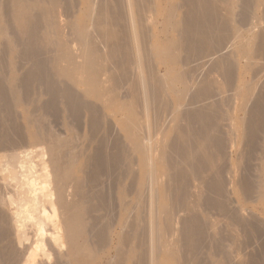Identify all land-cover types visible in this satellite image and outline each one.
<instances>
[{
    "label": "bare ground",
    "instance_id": "1",
    "mask_svg": "<svg viewBox=\"0 0 264 264\" xmlns=\"http://www.w3.org/2000/svg\"><path fill=\"white\" fill-rule=\"evenodd\" d=\"M63 1L65 2V0ZM83 1H85V7L82 5L85 11L83 14L82 21L79 23L76 22L74 19H73L74 21L68 19L67 23H65V25L64 24L62 25L57 20L59 19L57 9L59 8V6H61L60 2L62 3V0H8V2L13 3L12 4L13 6L12 5L10 6L12 7L17 6L10 10L9 7L7 9L8 6L7 4L5 9H7L9 12L8 16L11 17L12 15V19L14 18L16 23L17 24L19 23V26H17V28H19L20 33L24 35L21 38L25 40L24 45L21 44V46L22 45L25 46L22 48L25 49V51L26 50L28 51L27 55L30 52V54L32 53V56L30 54L29 55L32 57V59H35V61L37 60L36 63L34 60H32L35 64L34 66L31 65V67L33 66L34 70L32 71L30 70L31 72L29 71L30 73L29 74L27 73L28 75L24 76L25 79L23 78V81L21 78L19 79H21V81L24 82L27 88L29 85L34 86V84H36L39 80H41V83L43 82V84L47 89L45 91H48L49 94L47 92L46 93L50 95L49 98H52L51 102L52 101L54 102V100H58L59 98L58 99L56 98L59 96L60 98L64 99L65 105H67V107H69L72 111H76L78 110V108H81V106L84 107V105L86 104V102L83 101L84 100L83 97L79 94L80 92L79 93L75 92V89L73 88V87H79L80 90L79 89L78 90L82 92L84 97L95 95L97 98L99 99L101 98L102 103L106 102L111 105H115L117 111L126 114V120L125 123L123 124V127L125 129H128L130 132L127 135L128 141L130 140L129 142L130 146L128 145V147H130L132 153L134 154L136 153L139 156L137 157L138 163L142 167V177L140 174L139 176H137L138 178L136 177L137 178L136 184L138 186L136 190H138V192L136 193L134 198L136 199L135 205H137L138 208L142 207L143 205L141 206L140 203L141 200L144 198L143 200L145 202V206L142 207L141 210L138 208L137 210L138 212L140 211L142 212V210L145 209V211H143V214L144 212H146L145 214L146 216L141 215L144 219L143 218L140 219L141 212L140 213L137 212L139 216L137 215V217L134 218V220L135 219L136 220L133 221L135 222V225L137 224V226L142 227V230L144 232L142 237L145 238H142L140 236L143 240L139 237L140 241L139 242L136 241L137 242L136 245H133L134 241L132 242V244L128 243L129 242L128 241L127 242L129 244L128 245L129 249L127 248L129 250L128 252H132L133 254V250L134 248L136 249V247H139V249L141 248L140 250H144L143 252H145V255L143 252H141V254L143 253V255L146 256L145 257L146 259L144 257L141 258V260L142 259L143 260L141 262L140 261L137 262L140 264L141 263L157 264L158 262L156 263L157 260L156 258H158L160 253L163 252L165 253L166 256L175 260L177 256H179V254L178 255L176 254L178 250H176L177 248L176 249L171 248V245L169 246V243L171 244L174 242L168 243V241L170 240L167 239V236H169V234L174 229L173 215L175 213L173 214L172 211L182 210L183 212L185 210L186 211L188 210L189 211L188 213L191 214V216H189L190 219L187 218L189 219V221L185 220V217H184L185 221L182 219L184 221V222L182 221L183 229L180 230H182L183 233L180 235L179 239L176 240L178 241L177 243L180 242V245L177 244V246L179 245L182 246V248H185V249L181 248L182 250H186V248L187 250L200 248L201 243H199L200 244L199 246L197 241H198V237H202L201 236L203 230L202 228H205V226L204 227L201 226L202 222H200V220L201 221L203 220L198 218L197 215L198 212L197 210L199 208L195 210V207L198 202L197 200L203 198L202 192H200L201 193L200 197L202 198H199L198 191H197V196H196V192L195 194L193 192V194L196 196V197L193 196L194 199L191 198L192 196L190 197V190L188 189V187L189 184L191 183L190 182L191 178L192 179L197 178L198 182L201 183L202 186H204L205 188H208V190L212 189V191L215 190L217 193L220 194L223 193V195L226 194L223 192L225 190L223 188V185L225 183L222 184L223 170H221L222 168L220 169L217 166L218 165L216 164L217 156L215 155L218 154L216 152H220L219 154L223 156L222 153L225 154L224 147L226 141H229L228 137L226 138L222 135H219L222 129L221 127H223L222 122L224 120L225 121L229 120L231 126H233L234 129L236 127V128H240L243 131L244 133L243 138L245 140V144H247L246 146H248L249 153L253 154L252 151L254 150L256 144L259 143L257 139L261 137L259 136V133L261 132L260 130L264 127V82L262 81L263 84L261 83L259 85L261 81L260 80L261 77L258 78L257 76L259 71L261 73V70L263 69L264 66L262 65V61L264 62V0H238V1L236 0L237 2L235 0H81V2ZM3 3L5 5V2ZM69 3L66 5H69ZM4 5L1 7L4 8ZM163 5L166 10L165 13H163L162 15V19L164 21L163 27L166 28V31L163 34V36L159 37L158 35L156 36V34L153 31L150 32V27L148 26V24L150 23L149 18L155 14H158L159 13L158 11H160L159 7L161 8ZM5 9L3 13L5 14V16H7L6 14L8 12L6 10L5 13ZM63 12H64V16L71 17V12H69V9ZM2 16L4 17V15ZM6 19L5 21L7 22V25L11 23V25H9L8 27L9 30L11 29L14 30L13 28H16L13 27V23L15 21L13 20L14 21L13 22L12 19L9 18L11 21L10 22L8 18ZM44 20L45 22L47 21L46 27L43 26L45 28L44 29L40 25L44 32L42 31L43 33L39 34L41 33L39 24L40 23L42 24L41 21ZM16 23L14 24L17 25ZM146 23L148 24L146 25ZM0 26H2V23L0 24ZM4 26L5 25L3 23V27ZM6 26L4 28H7ZM2 28L0 27L1 32L3 31ZM63 28H67V31L65 32ZM38 29L40 30L39 33H38L39 31ZM4 31L6 30L4 29ZM12 33L14 34V31ZM15 34L18 33L15 31ZM68 34L69 36H71V39L68 36H67L68 38H66V35ZM19 35L16 41L23 43L24 42L23 39H21V41L18 40L20 39L21 36ZM8 36L10 37V35ZM2 37L5 36L3 35ZM14 39L16 38L14 37ZM11 41L10 42L12 43V46L15 47V44L13 45L14 41L12 39ZM18 42L16 44H18ZM71 42H73V46L75 43L77 45L76 47L80 50L81 55L78 56V57L81 56L80 58L82 60H80V62L77 61L76 60L77 58L75 59L73 56L74 53L72 52L74 50L72 51L71 48L74 47L71 46ZM11 43L9 44L8 42V45H10L9 49L14 48V47L11 48L12 47ZM41 43H43V45ZM42 46L43 47L48 46L47 49L49 50L51 49L52 51H53L52 48H54V51L55 50L59 51V55L57 54L56 56L53 54L55 56L53 58L54 61L51 64L53 67L52 66L50 67L48 65L50 69L46 68L47 63L44 65L43 61H41L42 58L40 59V56L37 57L38 59H36L35 55H33L37 52H40L38 50H41ZM22 48L20 50H22ZM4 49L2 50V52L5 51ZM20 55H18V57ZM28 56L26 57L27 60H28ZM2 59L3 58H1L0 61H3ZM205 59H207V61L203 62V60ZM29 60L31 61V58ZM32 61L31 63H33ZM241 61L243 63L242 65L244 69L249 70L252 73L250 80H243V78L239 77L238 74L237 75L235 74L236 68L238 67ZM62 62H64V64ZM1 63L3 64L4 61L0 62V69H2ZM5 63L7 64L8 62L5 61ZM156 63L162 64L164 66V69H162L164 70L163 73L159 72V69L156 67L157 65ZM4 68L6 67L4 66ZM51 68L53 69L52 73L50 71ZM49 71L52 75L55 76L53 77L54 80L56 81H53L52 75L49 74L48 76ZM104 74H108V79L106 82L103 81ZM1 75L3 77V74ZM215 75H217V77ZM258 75L261 76L260 74ZM59 78H61L62 80L63 79L69 80L67 82L69 83L71 82L70 85L67 83V86L63 85L62 88H60V86L58 85L60 84V82L58 81ZM34 81L36 82L34 83ZM57 81L58 84L56 83ZM22 82L21 84H23ZM125 84L128 85V88H126L127 89L126 92L123 91L124 93L123 94L121 89ZM25 85L24 86L21 85V87L24 88ZM36 85L40 87L39 82ZM258 85L261 86V88H258ZM18 86H20V84ZM35 87L37 91V89L39 88H37V86ZM4 88L3 91H6L7 88L5 90ZM31 89L34 90V87L33 88L31 87L28 90ZM15 90H16V86H15ZM28 90L25 91L24 88L22 92L25 91L27 93ZM42 91L43 90H41V93H43ZM8 92L9 91L7 90V92H2L0 95V97L2 98V99L0 98V101L3 100V103L6 104L10 103L9 101H12L9 99ZM228 93L229 94L232 93L233 97L238 98L240 100L239 110L243 111L242 113L241 112L240 113L242 115L243 114L246 115V117L244 116L239 117L238 121L235 123L232 122V118L230 116L229 107L231 106V108H233V106L231 105L232 103L229 104L231 101L230 99L231 97H229ZM15 96H17L16 93ZM10 97L12 99L13 96ZM216 97L219 98L218 101ZM173 98L175 100V103L172 100ZM214 98L216 99V101ZM210 99L211 100L213 99L214 102H212ZM184 100H187L185 104L183 102ZM207 100H210V102L208 101L206 105L204 104L205 106H202L203 103H206L204 101ZM48 101L47 103H49ZM10 104L6 105L7 110L9 109L8 106H10ZM4 105L2 104V106ZM53 105L54 104L52 105L50 104L49 106H53ZM190 106L191 108H189ZM85 107L88 106L86 105ZM2 109L3 107L0 108V110ZM91 110L93 113V111H95L96 109L95 110L91 109ZM93 114L96 115L97 113H93ZM150 114L152 115L151 120L148 119ZM98 118H99L98 115L92 118V126L94 129L98 127L101 121L100 118L99 119ZM73 119L75 120V118ZM169 120L170 123L169 122L166 123ZM230 124H228L229 127H231ZM50 128L51 126L49 127V129ZM171 132H172V136H170ZM114 133L116 134V131ZM158 133H161V137L159 138L158 136L159 139L156 137V134ZM112 134H109V136L111 135L112 137L115 135ZM261 134L262 133H260V135ZM49 135L48 137H50ZM17 136H15V138H17ZM41 136L42 135H40V137ZM100 136H102V134ZM96 137L97 136H95V138ZM11 139H13V137H11ZM20 139L18 136V140ZM115 139H116L115 143H117L116 145H120V141L117 140V138ZM98 140L101 141V139ZM103 140H104L103 142H106V139ZM262 140H264V138ZM14 141L15 140H13V142L9 141V145L12 146V143H14ZM40 141H42V139ZM0 142L6 143L4 140ZM2 143L1 145H3ZM58 143L60 144V142ZM16 144L17 143H14L13 146ZM22 144L23 142L21 143V145ZM53 144H54V140H53ZM6 145L4 144L3 146L5 147L2 148H5L6 150L10 149L11 151H9L8 153L5 151L4 154L0 155V174H1L0 180L2 181V184L1 183L0 184L3 185V194L1 193L2 190L0 191V193L2 194V195L0 194L1 196L0 203L4 204L7 207L6 210L8 212L6 213V215H8L7 218L9 220L7 221L10 222V227L13 228L17 245H20L21 246L20 248L23 250L20 259V264H39V262L45 264L42 260H39V258L40 259L42 258L45 261H47L49 264H51V262L49 261L51 259L50 255L52 254L51 253L52 250L55 252L57 251L56 257L59 256V258L57 257V259L55 260L54 264H63V263L70 264L69 261L74 256L90 257L89 255H91L93 252H91L92 251L91 249H90L91 251L89 250L88 238L90 236L86 238L88 234L87 233L88 215L86 216V214L89 213L87 212V210L88 208H90V207L86 208V205L88 204L87 202H89L87 200H91L90 198L92 197L95 198V196L98 198L101 197L99 199H103L104 194L95 191L97 192L95 193L96 195L94 194V192H92L94 196H91L89 198L88 193L85 194V192H83L82 190L83 187H85L88 183L85 182L87 183L86 185L84 183H81L83 180L81 182L80 181L78 182L75 179L76 176H74L75 180L74 179L73 180L76 181L74 183L75 186L74 190L76 189V191H74V193L71 194V198L69 197L70 198L69 200H66L65 198L67 197V195L65 196L64 193L61 191L56 192L57 194L55 192L52 193V189H53V185L54 186L59 185V188L61 189L60 183L66 185L64 181L68 180L69 178L70 179L73 178L72 177L73 175H68L64 171L65 169H67V167H69V164L71 166V162L74 161V160L72 161L70 160L72 159L71 158L72 155H70L71 157L69 158V154H67L68 155L67 158L65 157L66 152L65 155H62V151H61V155L64 156V158H66L65 160L66 162H64L65 165H63L64 163H62V165L61 164L58 165L57 163L59 162V160L60 161L63 160L59 159L58 162H56L57 159L55 160L54 159L55 157L50 156V154L45 156V157L49 156V158L51 157V159L52 157H54L53 164L56 163L59 167V168L58 167L55 168L56 164L54 165V169L51 168L53 166L50 167L51 170L53 171L52 172L50 170L53 176V178L50 179V175H49L50 172H48V170L46 171V169H49L46 166V163L47 165L48 163L50 164V162H48L49 158L47 157L48 159L47 158L45 159L44 157L47 151L46 153L43 154L42 152H37V151L33 152V150L31 151L30 150L32 149L31 147L30 149H26L27 146L26 148L22 147L21 149H16V148L11 149L10 146L9 148H6L8 147V144ZM17 145L16 147H20ZM25 145L27 144H24V146ZM54 147L52 150H54ZM119 147L122 150L124 149V147L121 145ZM2 148L0 152L3 151ZM73 148H71V150ZM101 148L102 147L100 146L98 152L95 151V154L94 152L92 153L94 154L91 156L92 160H90L91 158L89 157V160L92 161L91 166L93 170L91 169L92 171L89 170L90 171L89 172L87 171L86 168L85 172L86 171L87 172L84 173L85 175L88 172L90 173V175L91 173H93L92 175L94 176L95 174L97 173L99 174L101 172L103 174L107 172L106 174H108V172L111 171L110 169H112V167H114L117 164L116 161L118 158L115 159V156L117 157V155H115L116 153L112 155L111 152L109 153L107 150ZM263 148H264V144H263ZM127 150L128 148H126V151ZM69 151L70 150H68V152ZM75 154H79V153L75 152ZM120 155L121 154H119V156ZM76 156L79 159V156L78 155ZM126 156L127 155H125V157ZM247 158L249 159V157ZM51 159L49 160L51 161ZM67 159H69L68 160L69 162L67 161ZM73 159L76 158L73 157ZM37 160L38 161L40 160L39 161L40 164L43 165L41 166L43 167L42 169L39 167L41 170L36 168L37 167L36 165L39 163ZM44 160L47 162H45ZM36 162L38 163L36 164ZM87 163L86 165H88ZM129 164L131 163L129 162ZM129 164L127 163V165ZM247 165L248 163L244 165V167H246ZM80 167L82 168V166ZM83 167L85 168V166ZM87 167H89L88 169H90V165H88ZM249 167L250 166H248V168ZM81 168H79V170ZM209 171L212 173L210 174L211 177L206 178V174H209ZM242 172L243 173H240L239 177L236 175L238 177L237 178L238 180H236L235 182L238 183V186L240 188L239 190L241 194L244 196V199L250 200L251 198H253L254 200L264 202V164L261 166V169L258 171L260 172L259 173L260 176L257 174L256 182L254 181L253 178L249 177L247 172L244 171ZM250 173L251 172H249V174ZM92 175L89 178L92 179L93 177ZM87 178H88V174H87ZM250 178L253 179L254 182H252ZM93 180L97 181L95 177H93ZM66 182L69 183V184L67 183L68 188L72 187L71 185H73V183L69 181ZM82 184L85 186L82 187ZM65 187L67 186H64V188ZM85 188L88 189V187ZM0 189H2V187H0ZM212 191L210 193H215L214 191L213 192ZM54 194H56L57 196L54 197L53 196ZM68 196H70V194ZM210 196L212 195L210 194ZM189 197L191 199H189ZM206 198L209 199L210 197L208 198L206 196ZM188 199L192 200V202L194 203H189L190 201L188 202ZM193 200H196L197 202ZM209 201L207 200L205 203ZM165 202H168V204H166ZM198 203H200V201ZM214 203L215 202L213 201V204L211 205L212 207ZM210 204L207 207H209ZM224 204L223 205L220 204L221 205L220 209H222L221 211H224V213H226ZM216 206L215 209L219 207V205L217 206V208ZM209 209H211V207H209ZM239 211L240 210H238V213ZM110 212L112 213V211ZM232 214L230 216L231 221L234 220L232 219ZM234 215L236 216L235 213ZM235 216L233 218H235ZM200 217L202 216L200 215ZM240 218L241 216L239 217V219ZM239 219H237L236 216L235 223L238 224L239 222L237 220ZM139 220L141 221V223ZM242 220H244V222L248 221V219L246 220L245 218ZM7 221H3V222H7ZM241 221L239 224L242 223ZM203 222L205 224L206 221ZM248 224L249 225L251 224L250 225L252 226L251 229L253 228V225L255 226V228L256 226L260 227L258 225H255L256 224L255 221L253 225L251 222H249ZM121 227H123V225H121ZM211 227L214 228V226ZM255 228L254 231L256 230ZM206 229L209 228L207 227ZM206 229L204 230L206 231ZM246 229L245 231H247ZM251 229H248L247 234ZM193 236L196 237L198 236L197 241L195 238H192ZM203 238L204 236L201 238V241H203L202 240ZM193 239H195V241H193ZM213 240L215 242L218 239L217 240L213 239ZM176 241H175V245H176ZM141 242L143 243L141 244ZM215 246L217 247V245ZM64 248L66 250L63 252ZM182 254L183 253H181V256L179 257L180 259H182L183 263H181L180 259H179L180 261L179 263L178 261L176 262L177 259L175 260V263L189 264L190 261L187 262L185 260L186 257L185 259H183L184 257L182 258L183 256ZM14 255H12L13 256L12 258H14ZM133 255L131 254L128 255V259H132ZM227 255L229 254L227 253ZM138 256L140 258V255H138L137 253L136 257ZM63 258H64V262H62ZM222 261L224 262V260Z\"/></svg>",
    "mask_w": 264,
    "mask_h": 264
},
{
    "label": "rangeland",
    "instance_id": "2",
    "mask_svg": "<svg viewBox=\"0 0 264 264\" xmlns=\"http://www.w3.org/2000/svg\"><path fill=\"white\" fill-rule=\"evenodd\" d=\"M74 1V2H73ZM76 1V2H75ZM236 1V0H235ZM238 1V0H237ZM236 1V2H237ZM3 2H5V5H4V3ZM8 0H1L0 1V19L1 18H3V19H1V21H0V24L2 23V26H0L1 28L3 27V23H4V25L6 26L7 25V22L5 21V19L6 18H8V20L10 21V19H12V15H11V17L10 16H8V14H9V12H8V7H9V9L11 10L12 8H15V7H17V6H15V7H12L13 5V3H11V2H8ZM66 2V3H65ZM65 2L62 0V3L60 2V4H61V6H59V8L57 9L58 10V18L60 19H57L58 20V22H60V24H64L65 25V23H67V21H68V19L69 20H72V21H76V22H81L82 21V18H83V14H84V8H83V6L85 7V1H83V2H81V0H65ZM70 2V3H69ZM10 3V4H9ZM69 3V5H66V4H68ZM7 4H8V6H7ZM4 5V8L3 7H1V6H3ZM10 5H12V6H10ZM83 5V6H82ZM7 6V9H5V7ZM67 6H69V7H67ZM76 7V8H75ZM83 9H82V8ZM73 8V9H72ZM78 8V9H77ZM3 9V10H2ZM4 9H5V13H6V10H7V16H5V14L3 13V11H4ZM69 9V12H71V17L69 18V17H66V16H64V12L63 11H66V10H68ZM74 12H73V11ZM159 10L160 11H158L159 13L158 14H155V15H153V16H151L150 18H149V24L148 23H146V25L148 24V26L150 27V32L151 31H153L155 34H156V36L158 35L159 37H161V36H163V34L165 33V31H166V28H164L163 27V25H164V21H163V19H162V15H163V13H165V7H164V5L160 8L159 7ZM238 10H239V8H238ZM237 10V11H238ZM60 11V12H59ZM82 11V12H81ZM236 11V12H237ZM73 12V13H72ZM62 14V15H61ZM74 14V15H73ZM2 15H4V17L2 16ZM74 17H73V16ZM2 16V17H1ZM6 17V18H5ZM61 17V18H60ZM10 18V19H9ZM74 19V20H73ZM80 19V20H79ZM7 20V19H6ZM15 21V19L13 18L12 19V21ZM13 21V22H14ZM62 21V22H61ZM153 21V22H152ZM11 22V21H10ZM9 22V23H10ZM42 22V24L40 23L39 24V26L41 25L42 27L44 26V27H46V22H45V20L44 21H41ZM155 22V23H154ZM14 23H16V21L14 22ZM13 23V27H16L17 28V26H19V23L17 24V25H15ZM9 25H11V23L9 24ZM9 25H7L6 27L8 28L9 27ZM4 26V27H5ZM41 26H40V30H41V33H39L40 32V30L38 31V33L39 34H42L44 31L42 30V28H41ZM2 28V32L0 31V36L2 35H4L5 37H0V38H2V39H0V43H1V41H2V43L0 44V56H1V58H3L2 60L4 61V65L2 64L1 66H2V69L4 68V66L6 67V68H4L3 70L2 69H0V72H2V73H0V78H1V80H2V82H1V80H0V84H2L3 82L4 83H6V84H2V85H0V86H2L3 88H4V90L6 89V91H3V88L2 87H0V90H2V91H0V95H1V93L2 92H7V90L9 91L8 92V96H9V99L10 100H12V101H9L10 103H3V100L2 101H0V104L2 103L4 106H2V104L0 105V108L1 107H3V109L2 110H0V141H5L6 143H2V142H0V147L2 148V147H5V146H3L4 144L6 145V144H8V147H6V148H9V146L11 147V149L13 148H16V149H21L22 147H25L26 148V146H27V148L26 149H30V147L32 148V149H30L31 151L33 150V152L34 151H37V152H42L43 154L44 153H46V151H47V153L44 155V157L46 156V155H49L50 154V156H54V157H52V159H51V157L49 158V156H47L49 159H51V161H52V163H51V161L47 158V157H45V159L47 158L48 159V162H50V164L48 163V165H47V163H46V166H47V168H49V169H46V171L48 170V172H50L51 173V168H53L54 169V165L56 164L55 162V164H53V158L56 160V162H58V160L59 159H61V160H63V161H60L59 160V162L57 163L58 165H62V163H64V162H66L65 160H66V158H64V156H62V155H65V152H66V155L67 154H69V158L71 157L70 155H72V159H70L71 161L72 160H74V161H70L71 162V166H70V164H69V167H67V169H65L64 171H65V173L66 174H68V175H73L72 177V179H68V180H65L64 182L66 183V185L65 184H61L60 183V187H61V189L59 188V185L58 186H54L53 185V189H52V193H56V192H59V191H61V192H63L64 193V195L66 196L67 195V197L65 198V196H64V198L66 199V200H69L70 198H71V194L72 193H74V191H76V189L74 190V188H75V186H74V183L76 182V181H82L81 183H84L85 185H83L82 184V187L83 186H85V187H88V189H86L85 187H83V192H85V194L86 193H88V196H89V198L91 197V196H94L93 195V193L92 192H94V194L95 193H97V192H99V193H103L104 195H103V199H99V198H101V197H96L95 196V198L94 197H92V198H90L91 200H87V201H89V202H87L88 204L86 205V208L87 207H90V208H88V210H87V212H89V213H87L86 214V216L88 217V223H87V225H88V234H87V236H86V238H88V236H90L89 238H88V240H89V242H88V244H89V250L91 251V252H93L91 255H89L90 257H88V256H74L73 258H71V260L69 261V263L70 264H140V263H137V262H141L142 260H141V258H145L146 256H144L145 255V252H143L144 250H140L139 249V247H136V249L134 248V250H133V254L135 255V257H134V255L132 254V252H128L129 250V244L128 243H130V244H132V242H133V245H136V241H140L139 239L142 237V235H143V230H142V227L141 226H137V224L135 225V222H133V221H135L134 220V218H136L137 217V215L139 216V214H137V212H138V210H137V208H138V206L137 205H135V203H136V199H134L135 198V195H136V193L138 192V190H136L137 189V176H139V174L141 175V177H142V167H141V165H139V163H138V158L137 157H139L136 153L134 154V153H132L131 152V150H130V147H128V145L130 144L129 142H130V140L128 141V133H130L129 132V130L128 129H125L124 127H123V124L125 123V120H126V114H124V113H122V112H119V111H117L116 110V106L115 105H111V104H109V103H106L105 101H103V102H105V103H102L101 102V98L99 99V98H97L95 95H91V96H85L84 97V95L82 94V92L81 91H79L80 90V88L79 87H73L74 89H75V92H80L79 94L83 97V101L84 102H86V104L84 105V107L83 106H81V108H78V110H76V111H72L69 107H67V105H65V101H64V99L63 98H60L59 96L56 98V99H58V100H54V102L52 103L51 102V100H52V98H49L50 97V95H48L49 93H48V91H45V90H47L46 89V87H45V85L43 84V82L41 83V80H39V79H37V80H39L38 82H39V86L40 87H38V85H36V84H34L36 81H34V86L32 85V86H28V88H27V86L24 84V82H22L23 81V78H24V76L26 75H28L32 70H34V68H33V66H34V64L37 62V60L35 61V59H32V53L30 54V52L28 53V55L30 56H28L27 55V50L25 51V49H23L22 47H25V46H23L24 45V43H25V40L23 39V38H21L22 36H24L23 34H21L20 33V31H19V28H13L14 30H12L11 28V30H9V28H8V31H7V28ZM12 27V26H11ZM43 27V28H44ZM65 27V26H64ZM4 29L6 30V31H4ZM45 29V28H44ZM64 29V31L66 32L67 31V28H63ZM18 30V31H17ZM14 31V34H15V31L18 33V34H15V36H14V34L12 33ZM43 31V32H42ZM162 31H164V32H162ZM4 32V33H3ZM7 32V33H6ZM11 32V33H10ZM19 33H20V35H19ZM13 34V35H12ZM67 34V33H66ZM8 35H10V37L8 36ZM18 35L20 36V39H18L19 41H21V39H23V43H21V42H18V41H16L17 40V38H18ZM17 36V37H16ZM71 39V36H69V34L68 35H66V38H68V37ZM13 37V38H12ZM14 37L16 38V39H14ZM14 41L13 42V45L15 44V47L14 46H12V41H11V39ZM10 39V40H9ZM70 39H69V41H70ZM4 40V41H3ZM27 40H29V39H27ZM11 41V42H10ZM15 41H16V43L18 42V44H16L15 43ZM8 42H9V44L11 43V48H13V49H9L10 47V45H8ZM27 42H29V41H27ZM26 42V43H27ZM20 43V44H19ZM5 44V45H4ZM21 44H23L22 46H21ZM42 45H43V43H41ZM5 47L6 45V47H5V49H4V47ZM18 45H20V46H18ZM41 46V45H40ZM71 46L72 47H74V48H71L72 49V53H74L73 54V56H74V58L77 60V61H79L80 62V60H82L80 57H78L79 55H81L80 54V50L76 47L77 45L74 43V46H73V42H71ZM22 48V50H20ZM44 48V49H43ZM48 48V46H45V47H43L42 46V48H41V50H38V51H40V52H37V53H35V54H33V55H35V58L36 59H38L37 57H39L40 56V59L42 58V60L41 61H43V63H44V65L46 64V68H49L50 69V67L52 66L51 64L53 63V61H54V55H56L57 56V54L59 55V51H57V50H55L54 51V48H52V46H51V48L53 49V51L51 50H49V49H47ZM50 48V47H49ZM75 48H77V49H75ZM5 50L4 52H2V50ZM7 50H9V51H7ZM7 51V52H6ZM21 51V52H20ZM57 51V52H56ZM79 51V52H78ZM24 52V53H23ZM26 52V53H25ZM44 52V53H43ZM48 52H50V53H48ZM77 52H78V54H77ZM22 53V54H21ZM40 53V54H39ZM56 53V54H55ZM6 54V55H5ZM22 56H21V55ZM25 56H24V55ZM36 54H37V56H36ZM44 54V55H43ZM54 54V55H53ZM18 55H20L19 57H18ZM43 55V56H42ZM7 56V57H6ZM28 56V60L26 59V57ZM5 57V58H4ZM25 57V58H24ZM1 58H0V60H1ZM8 58V59H7ZM19 58H21V59H19ZM24 58V59H23ZM31 58V61L32 60H34L35 61V63L33 62V63H31V61L29 60ZM34 58V57H33ZM51 58V59H50ZM26 59V60H25ZM157 59H159V58H157ZM7 60H9V61H7ZM48 60H49V62H48ZM3 61H0V62H3ZM5 61L6 62H8L7 64L5 63ZM23 61V62H22ZM30 61V62H29ZM40 61V60H39ZM38 61V62H39ZM45 61V62H44ZM206 62L207 61V59H205V60H203V62ZM15 63V64H14ZM49 63V64H48ZM63 64H64V62H62ZM264 62L262 61V65H264L263 64ZM8 65V66H6V65ZM23 64V65H22ZM157 64V65H156ZM155 65H156V67L159 69V72H164V70H162V69H164V66L162 65V64H158V63H156ZM243 63H242V61L240 62V64L238 65V67L236 68V71H235V74L237 75L238 74V76L239 77H241V78H243V80H250V78H251V71H249V70H245L244 69V67H243V65H242ZM12 65V66H11ZM19 65V66H18ZM21 65V66H20ZM31 65H33L32 67H31ZM50 67H49V66ZM162 66H163V68H162ZM12 67V68H11ZM15 67V68H14ZM18 67H19V69H18ZM21 67V68H20ZM32 69H31V68ZM53 67V66H52ZM8 69V70H7ZM15 69V70H14ZM2 70V71H1ZM31 70V71H30ZM46 70V69H45ZM6 73H5V72ZM30 71V72H29ZM51 73L53 72V69L51 68ZM50 71H49V73H48V76H49V74L50 75H52L51 73H50ZM46 72H48V71H46ZM264 66H263V69L261 70V73H260V71H259V73L258 74H260L261 76H259L258 74H257V76H258V78H260V83H259V85L262 83V81L264 82ZM8 73V74H7ZM26 73V74H25ZM28 73V74H27ZM263 73V74H262ZM1 74H3V77H2V75ZM4 74H7V75H4ZM109 74V73H108ZM108 74H104V77H103V81L104 82H106L107 81V79H108ZM54 75H52V77H53ZM216 77H217V75H215ZM55 77V76H54ZM54 77H53V81H56V80H54ZM213 77H214V75H213ZM19 78H21L22 79V81H21V79H19ZM219 78V77H218ZM4 79V80H3ZM19 79V80H18ZM25 79V78H24ZM56 79V78H55ZM220 79V78H219ZM259 80V79H258ZM58 81L60 82V84H58ZM58 81L56 82L59 86H60V88H62V86L63 85H65V86H67V83L70 85V83L69 82H67V81H69V80H67V79H61V78H59L58 79ZM21 82L23 83V84H21ZM14 85H13V84ZM20 84V86H18ZM108 84V83H107ZM263 84V83H262ZM21 85L22 86H24L25 85V91H27L28 89H30L31 87L33 88L34 87V90L33 89H31V90H28V92L26 93L25 91H23L22 92V90H24V88H22L21 87ZM258 85V88H261V86H259ZM15 86H16V90H15ZM35 86H37V88H39V89H37V91H36V87ZM72 86V85H71ZM12 87V88H11ZM30 87V88H29ZM42 87V88H41ZM2 88V89H1ZM11 88V89H10ZM45 88V89H44ZM124 88V89H123ZM126 88H128V85H124L123 87H122V89H121V91H122V93H123V91H127V89ZM79 89V90H78ZM13 90V91H12ZM41 90H43L42 92L43 93H41ZM78 90V91H77ZM258 90V89H257ZM11 91V92H10ZM29 91H31V92H29ZM35 91V92H34ZM40 91V92H39ZM12 92H14V93H12ZM32 92H33V94H32ZM37 92V93H36ZM48 94H47V93ZM15 93H16V95L17 96H15ZM23 93H26V94H23ZM29 93H30V95H29ZM10 94V95H9ZM28 94V95H27ZM124 94V93H123ZM229 94V93H228ZM19 95V96H18ZM23 95H24V97H23ZM27 95V96H26ZM10 96H13L12 97V99H11V97ZM31 96V97H30ZM229 97H231L230 99H231V101H230V103L229 104H231L232 106H233V108H231V106L229 107V109H230V116H231V118H232V122L233 123H235V122H237L238 121V118L239 117H242V116H244V117H246V115L245 114H241L243 111H240L239 110V106H240V100L238 99V98H235V97H233V95H232V93L231 94H229ZM1 98V97H0ZM24 98V99H23ZM217 98V97H216ZM2 99V98H1ZM17 99V100H16ZM48 99H49V101H48ZM215 99V98H214ZM218 99L219 98H217V101H218ZM235 99V100H234ZM16 100V101H15ZM24 102H23V101ZM60 100V101H59ZM173 100V102L175 103V100H174V98L172 99ZM211 100V99H210ZM210 100H207V101H204V102H206V103H203V105L202 106H205L206 104H207V102L209 101L210 102ZM18 101V102H17ZM47 101L52 105V104H54L53 106H49L50 104L49 103H47ZM55 101H58V102H55ZM186 101L187 100H184L183 102H184V104L186 103ZM212 102H214V100L212 99L211 100ZM215 101H216V99H215ZM88 102V103H87ZM13 103H14V105H13ZM62 103V104H61ZM94 103V104H93ZM201 103V104H202ZM234 103V104H233ZM10 104V106L11 105H13V106H8V110H7V107H6V105H9ZM45 104V105H44ZM46 104H47V106H46ZM89 104H90V106H89ZM205 104V105H204ZM209 104V103H208ZM88 106V107H85V106ZM92 105V106H91ZM110 105V106H109ZM46 106V107H45ZM58 106V107H57ZM94 106H96V107H94ZM99 106V107H98ZM42 107V108H41ZM45 107V108H44ZM50 107V108H49ZM91 107H94V108H91ZM227 107V108H228ZM5 108V109H4ZM89 108V109H88ZM99 110H98V109ZM189 108H191V106L189 107ZM14 109V110H13ZM44 109V110H43ZM51 110V112H50V110ZM67 109V110H66ZM82 109V110H81ZM84 109V110H83ZM91 109H93V110H95V111H93V113H97L96 115H98L99 116V118H100V120L101 121H103V122H101L100 121V123H99V125H98V127H96L95 129L93 128V126H92V118L95 116L96 117V115H94L93 113H92V110ZM12 110V111H11ZM88 110H91V111H88ZM102 110V111H101ZM53 111H54V113H53ZM56 111H57V113H56ZM79 111V112H78ZM98 111V112H97ZM71 112V113H70ZM90 112V113H89ZM101 112V113H100ZM241 112V113H240ZM34 113V114H33ZM75 113V114H74ZM77 113H78V115H77ZM10 114V115H9ZM81 114V115H80ZM73 115V116H72ZM4 116H5V118H4ZM54 116V117H53ZM79 116V117H78ZM152 115L150 114V116H149V120H151V117ZM110 117V118H109ZM73 118H75V120L73 119ZM91 118V119H90ZM98 118V119H99ZM6 121H5V120ZM27 119V120H26ZM31 119V120H30ZM33 119V120H32ZM51 119V120H50ZM110 119V120H109ZM9 120V121H8ZM17 120V121H16ZM57 120V121H56ZM78 120V121H77ZM6 122V123H5ZM28 122V123H27ZM38 122H39V124H38ZM41 122V123H40ZM170 123V120L169 121H167L166 123ZM8 124V125H7ZM18 124V125H17ZM110 124V125H109ZM222 126L223 127H221L222 129H221V132L223 133H219V135H222V136H224V137H228L229 139V141H226V144H225V149H224V151H225V154L224 153H222L223 154V156H221V154H219L220 152H216V153H218V154H215L216 156H217V161H216V164H218L217 166L221 169V170H223V173H222V184H224L223 185V188L225 189L223 192L224 193H226V194H224L223 195V193L222 194H220V193H217L215 190H213L215 193H210L211 191H212V189H209V190H211V191H209L208 190V188H205L204 186H202V184L201 183H199L198 182V179L196 178H194V179H192L191 178V183L189 184V187H188V189L190 190V197L192 198V199H194V197L193 196H195L194 194H195V192H196V196H197V191H198V195H199V198H202V199H200V200H197L196 198V200L199 202L200 201V203H198L196 200H193V201H196L197 202V205H196V207H195V210H197V208H199L197 211L200 213H198L197 212V215H198V218H200V219H202L203 221H206L205 222V224H204V222L203 221H201L200 220V222H202V225L201 226H205V228H202L203 230H202V237L204 236V238L202 239L203 241H201V238L202 237H198V241H197V237L196 236H193L192 238H195L196 239V241H197V243H198V245L200 246V244L199 243H201V246H200V248H197V249H193V250H187V248H186V250H182V249H185V248H182V246H179L180 245V242L179 243H177L178 241H176L177 239H179V237H180V235L183 233V231L182 230H180V229H183V223H182V221L184 220V217H185V220H188L189 221V219H190V217L189 216H191V214L190 213H188L189 211L187 210H185V211H183L182 212V210L181 211H176V210H174V211H172L173 212V231L169 234V236H167V239L168 240H170V241H168V243L169 242H174V243H169V246L171 245V248H174V249H176V250H178V252L176 253L177 255L179 254V256H181V253H183L182 255V258L183 259H185V257H186V261L187 262H189V264L190 263H192V264H264V202L262 201V202H260V201H257V200H254L253 198H251L250 200L248 199V200H245L244 199V196L241 194V192H240V188H239V186H238V183H236L235 181L236 180H238L237 178L240 176V173H243L242 171H244V172H247V174L249 175V177H251V178H253L254 179V181L256 182V177H257V174L259 175V173L260 172H258L260 169H261V166L264 164V148H263V144H264V140H262L263 138H264V127L260 130V131H258V132H260V133H262L263 134V136H262V134L260 135V133H259V136H261V137H263V138H261V137H259L257 140H258V144H256V146H255V148H254V150L252 151V153L253 154H251V153H249L248 152V146H246L247 144H245V140H244V133H243V131L240 129V128H236L235 127V129L233 128V126H231V124H230V121L229 120H227V121H223L222 122ZM228 124H230V126L231 127H229V125ZM2 125V126H1ZM38 125V126H37ZM42 125V126H41ZM16 126H18V127H16ZM51 126V128L49 129V127ZM79 126V127H78ZM101 126V127H100ZM103 126V127H102ZM109 126V127H108ZM112 126V127H111ZM236 126V125H235ZM40 127V128H39ZM92 127V128H91ZM106 127V128H105ZM108 127V128H107ZM91 128V129H90ZM112 129V130H111ZM4 130V131H3ZM113 130H115L116 131V134L114 133L115 131H113ZM262 130H263V132H262ZM9 131V132H8ZM20 131V132H19ZM37 131V132H36ZM50 131V132H49ZM108 131V132H107ZM112 131V132H111ZM6 132V133H5ZM19 132V133H18ZM43 132V133H42ZM118 132V133H117ZM5 133V134H4ZM38 133V134H37ZM113 133V134H112ZM214 133V132H213ZM217 133V132H216ZM215 133V134H216ZM20 134V135H19ZM42 135V136H44L45 137V140H44V137H40V135ZM45 134V135H44ZM50 134V135H49ZM102 134V136H100ZM105 134V135H104ZM109 134H112V135H114V136H112L111 137V135L109 136ZM226 134V135H225ZM9 136V137H7V136ZM19 136V139L20 140H18V136ZM48 135L50 136V137H48ZM15 136H17V138H15ZM23 136V137H22ZM42 139V141H40L41 139L39 138V137ZM95 136H97L96 138H95ZM158 136H159V138L161 137V133H158V134H156V137L158 138ZM170 136H172V132L170 133ZM5 137V138H4ZM11 137H13V139H11ZM47 137V138H46ZM101 137V138H100ZM10 138V139H9ZM24 138H26V139H24ZM37 138H38V140H37ZM52 138V139H51ZM72 138V139H71ZM101 139V141L100 140H98V139ZM115 138H117V140H119L120 141V145L121 146H123L124 147V149L122 150L119 146L120 145H116L117 143H115L116 141V139ZM119 138V139H118ZM121 138V139H120ZM156 138V139H157ZM158 138V139H159ZM5 139H7V140H5ZM9 139V140H8ZM24 139V140H23ZM49 141H47V140ZM58 139V140H57ZM103 139H106V142H103L104 140ZM191 139H193V138H191ZM190 139V140H191ZM13 140H15L14 141V143H17V144H19V145H17V146H20V147H16V145H14L13 146V144L14 143H12L13 142ZM53 140H54V144H53ZM227 140V139H226ZM9 141H12L11 143H12V146L11 145H9ZM71 141H73V142H71ZM23 142V144L21 145V143ZM27 142V143H26ZM43 142V143H42ZM52 142V143H51ZM58 142H60V144L58 143ZM65 142V143H64ZM67 142V143H66ZM101 142V143H100ZM109 144H108V143ZM113 142V143H112ZM126 142V143H125ZM128 142V143H127ZM1 143L3 144V145H1ZM38 143V144H37ZM41 143V144H40ZM62 143V144H61ZM106 143V144H105ZM230 143V144H229ZM262 145H261V144ZM24 144H27V145H25L24 146ZM32 146H31V145ZM44 144V145H43ZM58 144V145H57ZM77 144V145H76ZM99 144V145H98ZM112 144V145H111ZM260 144V145H259ZM34 145V146H33ZM37 145V146H36ZM53 145V146H52ZM56 145V146H55ZM63 145V146H62ZM109 145V146H108ZM111 145V146H110ZM127 147H126V146ZM7 146V145H6ZM46 146V147H45ZM50 146V147H49ZM57 148H55V147ZM68 146V147H67ZM72 146V147H71ZM78 146V147H77ZM100 146L102 147L101 149H104V150H107L109 153L111 152L112 153V155H114L115 153V155H117V157L115 156V159H117V161H116V165L114 166V167H112V169H110L109 171L110 172H108V174H106V173H97V174H95V176L94 175H92L93 173H91V175L93 176V177H95V179H97V181L95 182L94 180H93V177H92V179L91 178H89L91 175H90V171H92L93 170V168H92V166H91V163H92V161H90V160H92V155H94L95 154V151H97L98 152V149L100 148ZM115 146V147H114ZM130 146V145H129ZM53 147H54V150H52L53 149ZM70 147V148H69ZM74 147V148H73ZM99 147V148H98ZM110 147V148H109ZM118 147H119V149H118ZM1 148H0V150H1ZM46 148V149H45ZM49 148H51V149H49ZM71 148H73L72 150H74V151H72L71 150ZM80 148V149H79ZM98 148V149H97ZM108 148V149H107ZM126 148H128V150H129V152H128V150L126 151ZM3 149V151H1L0 152V155H2V154H4L5 153V151L8 153L9 151H11L10 149H5V148H2ZM49 149V150H48ZM66 149V150H65ZM110 149V150H109ZM113 149V150H112ZM121 149V150H120ZM45 150V151H44ZM68 150H70L69 152H68ZM79 150V151H78ZM120 150V151H119ZM61 151H62V155H61ZM71 151H72V153H71ZM124 151V152H123ZM217 151V150H216ZM223 151V152H224ZM68 152V153H67ZM75 152L76 153H79V154H75ZM94 152V154H92ZM127 152V153H126ZM52 153V154H51ZM59 153V154H58ZM64 153V154H63ZM82 153V154H81ZM74 154H75V156H74ZM81 154V155H80ZM119 154H121L120 156H119ZM228 154H229V156H228ZM247 154V155H246ZM250 154V155H249ZM55 155H57V156H55ZM65 155V157H67L68 158V155L66 156ZM76 155H78L79 156V159L77 158V156ZM123 155V156H122ZM125 155H127L126 157H125ZM218 155H220V156H218ZM132 156V157H131ZM136 156V157H135ZM57 157V158H56ZM61 157V158H60ZM73 157H75L76 159H73ZM89 157L91 158L90 160H89ZM125 157V158H124ZM220 157H222V158H220ZM224 157V158H223ZM247 157H249V159L247 158ZM219 158V159H218ZM240 158V159H239ZM77 159H78V161H77ZM136 159V160H135ZM248 159V160H247ZM69 159H67V161H68ZM87 160H89V161H87ZM131 160V161H130ZM219 160V161H218ZM258 160V161H257ZM38 161V160H37ZM40 161V160H39ZM38 161V162H39ZM45 161V160H44ZM76 161V162H75ZM118 161H119V163H118ZM229 161V162H228ZM248 161V162H247ZM253 161H255V162H253ZM262 161V162H261ZM38 162H36V164L38 163ZM45 162H47V161H45ZM69 162V161H68ZM88 162V163H87ZM89 162H90V164H89ZM126 162V163H125ZM129 162L131 163V164H129ZM136 162V163H135ZM219 162V163H218ZM243 162V163H242ZM42 163V162H41ZM74 163V164H73ZM86 163L88 164V165H90V169H88L89 167H87L88 165H86ZM124 163V164H123ZM127 163L129 164V165H127ZM244 163H248V165L246 166V167H244V165H246V164H244ZM252 163V164H251ZM35 164V165H36ZM55 165V168L56 167H58V165ZM215 164V165H216ZM63 165H65V163L63 164ZM158 165V164H157ZM236 165H237V167H236ZM241 167H240V166ZM37 166V167H36ZM35 167L37 168V169H39V170H41L43 167H41V166H43V165H41L40 164V162L36 165ZM51 166H53V167H51ZM80 166H82V168L80 167ZM83 166H85V168L83 167ZM117 166V167H116ZM122 166V167H121ZM129 166V167H128ZM242 166H243V169H242ZM248 166H250L249 168H248ZM41 169H40V168ZM51 167V168H50ZM62 167V166H61ZM71 167V168H70ZM133 167V168H132ZM239 167H240V169H239ZM259 167H260V169H259ZM59 168V167H58ZM79 168H81L80 170H79ZM86 168H87V171H89L87 174H88V178H87V174L85 175L84 173H86L85 172V170H86ZM124 168H126V169H124ZM227 168V169H226ZM83 169H84V171H83ZM92 169V170H91ZM130 169V170H129ZM246 169H248V170H246ZM51 170V171H50ZM132 171V172H131ZM230 171V172H229ZM53 172V171H52ZM225 172V173H224ZM228 172V173H227ZM249 172H251L250 174H249ZM49 173V175H50V179L51 178H53V176H52V173L50 174ZM131 173V174H130ZM116 174V175H115ZM210 174H212L210 171H209V174H206V178H209V177H211L210 176ZM123 175V176H122ZM229 175V176H228ZM238 177H237V176ZM0 176H1V174H0ZM74 176H76V178L74 177ZM86 176V177H85ZM103 176V177H102ZM119 176V177H118ZM135 176V177H134ZM260 176V175H259ZM259 176H258V178H259ZM137 177V178H136ZM224 177V178H223ZM76 179V181H74L75 179ZM86 178V179H85ZM111 178V179H110ZM226 178V179H225ZM229 178V179H228ZM250 178V179H251ZM258 178H257V180H258ZM1 179V178H0ZM43 179V178H42ZM74 179V180H73ZM78 179V180H77ZM90 179V180H89ZM253 179H251L252 180V182H254L253 181ZM88 180H89V182H88ZM106 180V181H105ZM113 180V181H112ZM1 181V180H0ZM66 181H69V182H71V183H73V185H71V183H70V185L72 186V187H69L68 188V182H66ZM74 181V182H73ZM91 181H94V182H91ZM230 181V182H229ZM85 182H87V183H85ZM101 182H103V183H101ZM123 182V183H122ZM232 182V183H231ZM1 184H2V181L0 182ZM68 183V184H67ZM91 183H93V184H90ZM105 183V184H104ZM110 183H112V184H110ZM0 184V185H1ZM126 184V185H125ZM229 186H228V185ZM46 185V184H45ZM57 185V184H56ZM89 185V186H88ZM94 185V186H93ZM191 185V186H190ZM64 186H67V187H65L64 188ZM74 186V187H73ZM112 186V187H111ZM133 186V187H132ZM136 186V187H135ZM203 188H202V187ZM0 187H2V189H0V191H1V193L3 194V185H1ZM90 187V188H89ZM105 187V188H104ZM117 187V188H116ZM132 187V188H131ZM195 187V188H194ZM198 187V188H197ZM225 187H227V188H225ZM64 188V189H63ZM99 188V189H98ZM131 188V189H130ZM59 189V190H58ZM63 189V190H62ZM68 189V190H67ZM115 191H114V190ZM130 189V190H129ZM192 189V190H191ZM194 189V190H193ZM200 189H202V190H199ZM204 189V190H203ZM73 190V191H72ZM87 190H89V191H87ZM107 190V191H106ZM160 190H161V188H160ZM206 190H208V191H206ZM65 191H67V192H65ZM69 191H71V192H69ZM81 191V190H80ZM95 191H97V192H95ZM101 191V192H100ZM103 191V192H102ZM212 191V192H213ZM192 192V193H191ZM193 192H194V194H193ZM200 192H202V197H200L201 196V193ZM209 192V193H208ZM0 193V194H1ZM65 193H67V194H65ZM91 193V194H90ZM131 193V194H130ZM1 194V195H2ZM57 194V193H56ZM56 194H54L53 196L54 197H56L57 195ZM70 194V196H68ZM113 194V195H112ZM145 194V193H144ZM192 194V195H191ZM210 194L212 195V196H210ZM96 195V194H95ZM108 195V196H107ZM189 195V194H188ZM195 196V197H196ZM204 196H205V199H207L206 198V196L209 198V199H207L209 202H207V203H205L207 200H205L204 199ZM1 197V196H0ZM70 197V198H69ZM189 197V199H191ZM113 198V199H112ZM122 200H121V199ZM188 198V197H187ZM220 198V199H219ZM108 199V200H107ZM116 199V200H115ZM127 199V200H126ZM144 199V198H143ZM141 200V206L142 207H144L145 206V202H144V200ZM188 199V202L189 203H194V202H192V200H189ZM203 199H204V201H203ZM101 200H103V201H101ZM131 200V201H130ZM203 202H202V201ZM232 200V201H231ZM121 201V202H120ZM129 201V202H128ZM212 201V202H211ZM213 201L215 202L214 203V205L216 206V204H217V206L219 205V207L217 208V206H216V208L218 209H215V206L213 205V207L211 206L212 204H213ZM223 203H222V202ZM225 201V202H224ZM106 202V203H105ZM114 202H115V204H114ZM131 202H132V204H131ZM202 202V203H201ZM217 202V203H216ZM220 202V203H219ZM166 204H168V202H165ZM204 203H205V205H204ZM225 203V204H224ZM119 204V205H118ZM125 204V205H124ZM127 204V205H126ZM207 204V205H206ZM210 204V206L209 207H211V209H209V207H207L208 205ZM225 205V212L228 214H226V213H224V211H221L222 209H220L221 207V205ZM231 204V205H230ZM135 205V206H134ZM203 205V206H202ZM237 205V206H236ZM111 206V207H110ZM113 206V207H112ZM205 206V207H204ZM227 206V207H226ZM239 206V207H238ZM241 206V207H240ZM242 206H245V207H242ZM131 207H132V209H131ZM139 207H140V205H139ZM142 207H140V208H138V209H142ZM202 207V208H201ZM108 208V209H107ZM228 208V209H227ZM234 208V209H233ZM240 208V209H239ZM242 208V209H241ZM0 215H2V216H0V221L1 220H3V221H7L8 220V218H7V216L8 215H6V213L8 212L6 209H7V207L4 205V204H2V203H0ZM124 209V210H123ZM209 209V210H208ZM236 209V210H235ZM3 210V211H2ZM114 210V211H113ZM217 210V211H216ZM229 210V211H228ZM230 210H232V211H230ZM238 210H240L239 211V213H241V214H239L238 213ZM245 210V211H244ZM110 211H112V213L110 212ZM143 211H145V209L144 210H142V212H141V214H140V216L142 215V216H146L145 214H146V212H144V214H143ZM237 211V212H236ZM249 211V212H248ZM3 212V213H2ZM5 212V213H4ZM94 212V213H93ZM128 212V213H127ZM140 212H138V213H140ZM180 212H182V213H180ZM230 212V213H229ZM236 214V216H237V219H239V217L241 216V218L242 219H248V221H246V222H244V220H242L241 218V220L239 219V220H237L239 223H240V221L242 222L241 224H237V223H235L236 222V216L234 215V213ZM2 213V214H1ZM109 213V214H108ZM206 213V214H205ZM233 213V214H232ZM240 215H238V214ZM244 213V214H243ZM135 214H136V216H135ZM231 214H232V219H234L233 221H231L230 219H231ZM252 214V215H251ZM5 215V216H4ZM181 215V216H180ZM200 215L203 217H200ZM224 215V216H223ZM226 215V216H225ZM235 216V218H233L234 216ZM134 216V217H133ZM140 217V219L141 218H143V217ZM239 216V217H238ZM3 219H2V218ZM6 217V218H5ZM86 217V218H87ZM130 217V218H129ZM210 217V218H209ZM229 217V218H228ZM244 217V218H243ZM102 218V219H101ZM187 218H189V219H187ZM260 218V219H259ZM144 219V218H143ZM175 219V220H174ZM183 219V220H182ZM205 219V220H204ZM251 219V220H250ZM177 220V221H176ZM184 220V221H185ZM3 221H1L0 222V264H10V262H11V264H13V262H14V264H17L18 262V264H20V259H21V256H22V253H23V250L20 248L21 246L20 245H17V241H16V239H15V236H14V232H13V228H11L10 227V222H3ZM140 221V220H139ZM181 221V222H180ZM183 221V222H184ZM209 221V222H208ZM211 221V222H210ZM215 223H214V222ZM254 221L256 222V224L255 225H258V226H260V227H257L256 226V228H255V226L253 225V223H254ZM3 222V223H2ZM90 222V223H89ZM92 222V223H91ZM134 224H133V223ZM244 222V223H243ZM249 222H251L252 223V225H253V228L251 229V227L252 226H250L248 223ZM2 223V224H1ZM140 223H141V221H140ZM180 223H182V224H180ZM206 223H208V224H206ZM248 225H247V224ZM90 224V225H89ZM204 224V225H203ZM213 224H215V225H213ZM244 224H246V225H244ZM3 225V226H2ZM121 225H123V227H121ZM182 225V226H181ZM240 225V226H239ZM246 227V228H248V229H251V230H253L254 231V228L257 230H255L254 232L253 231H249V232H251V233H249L248 232V234H247V231H248V229H246L244 226ZM193 226V225H192ZM211 226H214V228L213 227H211ZM241 226H242V228H241ZM96 227V228H95ZM209 228V229H206V228ZM218 227V228H217ZM141 228V229H140ZM243 228H244V230H243ZM258 228H260V229H258ZM262 228V229H261ZM2 229H4V230H2ZM11 229V230H10ZM91 229V230H90ZM104 229V230H103ZM124 229V230H123ZM136 229V230H135ZM204 229H206V231L204 230ZM210 229H212V230H210ZM245 229L247 230V231H245ZM97 230V231H96ZM109 230V231H108ZM132 230H133V232H132ZM209 230V231H208ZM261 230V231H260ZM131 231V232H130ZM137 231V232H136ZM180 231H181V233H180ZM206 232V233H204V232ZM12 232V233H11ZM94 232V233H93ZM142 232V233H141ZM208 232V233H207ZM246 232V233H245ZM258 232V233H257ZM5 233V234H4ZM100 233V234H99ZM140 233V234H139ZM211 233V234H210ZM260 233V234H259ZM3 234V235H2ZM135 234V235H134ZM208 234V235H207ZM246 234V235H245ZM250 234V235H249ZM211 235V236H210ZM261 235V236H260ZM129 236V237H128ZM141 236V237H140ZM145 236V235H144ZM207 236V237H206ZM220 236V237H219ZM263 236V237H262ZM4 237V238H3ZM9 237V238H8ZM124 237V238H123ZM127 237V238H126ZM140 237V238H139ZM224 237V238H223ZM6 238V239H5ZM142 238H145V237H142ZM141 238V239H142ZM199 238H200V240H199ZM215 239V240H217V241H215L214 242V240L213 239ZM222 238V239H221ZM235 238V239H234ZM136 239V240H135ZM195 239H193V241H195ZM15 240V241H14ZM125 242H124V241ZM143 240V239H142ZM176 241V245H175V241ZM223 240V241H222ZM247 240H248V242H247ZM8 241V242H7ZM129 241V242H128ZM199 241H201V242H199ZM211 241V242H210ZM128 242V243H127ZM203 242V243H202ZM217 242V243H216ZM12 243V244H11ZM127 245H126V244ZM135 243V244H134ZM143 242H141V244H142ZM17 245V247H16V245ZM124 244H125V246H124ZM172 244H173V246H172ZM177 244H179L178 246H177ZM249 244V245H248ZM7 245V246H6ZM13 245V246H12ZM215 245H217V247L215 246ZM222 245V246H221ZM169 246H168V248H169ZM212 246V247H211ZM262 246V247H261ZM9 247V248H8ZM179 247V248H178ZM128 248V249H127ZM182 248V249H181ZM10 251H9V250ZM17 250V252H16V250ZM21 250V253H20V250ZM139 249V250H138ZM13 250V251H12ZM66 249L64 248L63 249V252L65 251ZM127 250V251H126ZM136 250V251H135ZM197 250V251H196ZM223 250V251H222ZM260 250V251H259ZM8 251V252H7ZM53 251V250H52ZM51 251V255H52V257H51V255H50V261L49 262H51V264H52V261H53V264H54V262H55V260L57 259V257L59 258V256H57L56 257V255H57V251L55 252V251H53L52 252ZM199 251V252H198ZM222 251V252H221ZM13 252V253H12ZM135 252V253H134ZM141 252H143L144 253V255H143V253L141 254ZM185 252V253H184ZM194 254V256H193V254ZM197 252V253H196ZM119 253H120V255H119ZM128 253V254H127ZM137 253H138V255H140V258H139V256L138 257H136L137 256ZM188 253V254H187ZM226 253V254H225ZM227 253L229 254V255H227ZM15 254V255H14ZM133 255V258H134V260H133V258L132 259H128V255ZM190 254V255H189ZM225 254V255H224ZM252 254V255H251ZM11 255V256H10ZM12 255H14V258H12L13 256ZM58 255H59V253H58ZM9 256V257H8ZM123 256V257H122ZM142 256V257H141ZM179 256H177V260H176V262L178 261V263L181 261V263H183L182 262V259H180V257ZM193 256V257H192ZM226 256V257H225ZM16 257V258H15ZM18 257V258H17ZM195 257V258H194ZM229 257V258H228ZM248 257V258H247ZM254 257V258H253ZM257 257V258H256ZM226 258V259H225ZM61 259V258H60ZM122 259V260H121ZM146 259V258H145ZM144 259V260H145ZM157 259V260H156ZM155 260H156V263L158 262L159 264H176L175 263V260L174 259H172V258H169L168 256H166L165 255V253L163 252V253H160V255L158 256V258H156ZM179 259H180V261H179ZM190 259V260H189ZM196 259V260H195ZM231 259V260H230ZM251 259V260H250ZM9 260V261H8ZM17 260V261H16ZM39 260H42L45 264L46 263H48L47 261H45L44 259H40L39 258ZM137 260V261H136ZM184 260V261H185ZM222 260H224V262L222 261ZM16 261V262H15ZM194 261V262H193ZM62 262H64V258L62 259ZM221 262V263H220ZM244 262V263H243ZM256 262V263H255ZM41 262H39V264H40ZM150 263V262H149ZM155 263V262H154ZM157 263V264H158ZM177 263V264H178ZM42 264V263H41ZM49 264V263H48ZM64 264V263H63ZM66 264V263H65ZM142 264V263H141Z\"/></svg>",
    "mask_w": 264,
    "mask_h": 264
}]
</instances>
